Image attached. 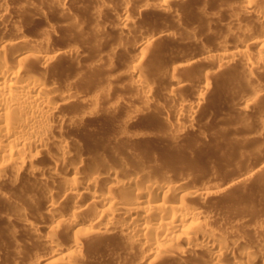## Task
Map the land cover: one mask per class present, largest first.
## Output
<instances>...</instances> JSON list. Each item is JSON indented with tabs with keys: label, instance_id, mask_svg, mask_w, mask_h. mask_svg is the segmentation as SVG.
<instances>
[{
	"label": "rangeland",
	"instance_id": "374dc122",
	"mask_svg": "<svg viewBox=\"0 0 264 264\" xmlns=\"http://www.w3.org/2000/svg\"><path fill=\"white\" fill-rule=\"evenodd\" d=\"M98 1L67 0L60 5L57 0H0V5L6 6L7 3L8 9L6 20L0 19V39H14L20 30L26 33L31 44L48 43L61 49L80 47L81 53L65 56V60L62 58L60 63L68 62L64 68L69 65L66 67L69 72L56 80L64 82L70 78V84L73 82L71 86L77 96L69 104L67 113L71 110L66 114L71 117L77 114L72 118L76 127L71 129L73 135L70 134L82 146V151L77 153L85 164L92 166L106 161L120 169L128 161L131 170L134 168L141 174L151 173L150 170L157 173L173 171L172 174L176 173L174 169L186 170L187 177L190 175L185 179L186 184L203 186L204 183L209 187H205L211 193L209 198L198 206L208 212L210 227L219 231L233 230L244 237L249 235L248 238L258 237L257 240L264 241V89L259 95L250 94L252 100H247V93H243L256 84L264 86V59L250 71H247L241 55L204 66L192 59L204 46L212 45L213 50L233 49L235 38L244 30L259 29L264 34V18L259 28L254 13H244L245 9L264 8V0H179L169 4V11L152 5V0ZM126 13L133 22L120 34L115 22L118 16ZM159 28L165 31L183 28L187 35L162 38L160 42L154 39L152 46L145 51L139 67L149 76L151 95L144 100L128 83L130 80L122 75L121 67L135 56L133 41H137L141 34H151ZM258 51L264 54V48L253 47L247 56H257ZM167 59L174 61L175 71L163 67L162 63ZM173 73L187 83L175 89L176 102L165 96L167 89L173 86L168 81ZM45 74L49 76L52 72L48 70ZM195 83L200 86L198 89ZM205 84L208 92L197 119L191 126L178 121L182 122L181 127L183 123L185 125L178 132L170 121H166V115L177 122L173 115L179 104L195 102L199 89ZM240 105L244 106L243 110ZM136 110L137 114L130 113ZM85 112L91 113L92 118H84L86 122L82 119L81 124L78 119L80 113ZM105 142L110 143L107 147L113 148L106 151ZM92 143L94 148L89 151L87 146ZM41 160L47 163L45 159ZM161 166L171 168L163 170L162 167L160 170ZM218 180L224 181H220V187ZM30 192L29 184L24 180L0 182V194L6 193L12 202L23 200L25 203L27 196L33 199ZM2 198L0 263L33 261L35 256L43 255L44 247L38 245L37 240L34 241L36 237L28 231L9 223L4 215V211L8 214L9 204ZM114 243L102 235L92 237L85 244V260H88L85 264H133L134 259H128L120 251L121 246ZM196 260V256L189 253L183 261L163 258L153 264H191Z\"/></svg>",
	"mask_w": 264,
	"mask_h": 264
},
{
	"label": "bare ground",
	"instance_id": "6f19581e",
	"mask_svg": "<svg viewBox=\"0 0 264 264\" xmlns=\"http://www.w3.org/2000/svg\"><path fill=\"white\" fill-rule=\"evenodd\" d=\"M57 1L63 5L67 0ZM152 1V5L165 11L171 2L179 0ZM1 5L0 19L4 20L8 11L7 3L6 6ZM244 11L250 14L253 12L259 28L262 27L263 7ZM122 15L115 22L120 34L124 33L125 26L133 22L127 13ZM256 30H244L233 39V49L226 48L225 44V48H221V45L220 50H213L212 45L200 46L198 54L191 58L195 63L205 65L211 64L210 62L221 63L241 55L245 59L247 71H250L264 59V54H259V51L257 56H247L253 47H258L259 50L264 48V34L259 29ZM15 34L14 39H0V182L24 180L29 184L33 199L27 196L25 203L23 200L12 202L6 193L1 194L9 204L8 214L4 211L5 218L12 225L14 223L17 227H22L20 230H26L36 237L33 238L34 241L37 240L38 245L45 250L43 255L38 253L33 261L24 264H85V244L96 235L109 238L114 244L121 246L123 251H120L128 259L133 258V264H153L163 258L183 261L189 253L197 258L191 264H264L263 240H257L258 237L248 238L249 235L244 237L243 234L232 232L233 230L219 231L209 226L208 212L198 206L211 194L205 188L208 185L204 186L202 183L203 187L201 184H186L185 179L190 176L187 177L186 170L174 169L175 174H172L173 171H162L165 175L161 171L153 173L150 170L151 173L143 171L141 174L136 173L134 168L132 171L128 161L120 169L112 164L113 168L106 161L92 166L86 161L85 164L77 153L82 151V146L77 144L76 138L71 137V129L76 127L72 118H76L77 114L73 117L67 115L71 110L67 113L69 104L77 96L71 86L73 82L70 84V78L64 82L56 80L69 72L66 70L69 65L64 68L68 62L60 63L62 58L81 53L80 47L61 49L59 46H49L48 43L31 44L23 31L17 30ZM182 35H187L183 28L175 31L159 28L151 34H141L137 41H133L135 56L132 54L131 60L124 63L121 70L122 75L130 80L128 83L137 90L138 97L147 100L151 95L149 76L139 67L145 51L152 46L154 39L160 42L162 38L174 39ZM174 64L169 59L162 63L163 67L171 70H174ZM48 70L52 72L49 76L48 73L45 74ZM173 74L167 79L173 86L167 89L165 96L176 102L178 99L175 97V89L178 90L186 82ZM197 84H194L196 89L200 87ZM262 88L264 86L256 84L243 93H247V100H252V97L249 98L250 94L255 96ZM199 90L201 91L195 102L184 101L175 109L173 117L177 122H173L170 115L165 117L178 132L183 129L184 123L191 126L197 119L208 88L205 84ZM244 106L240 109L243 110ZM130 113L138 112L136 110ZM80 116L77 119L81 124L82 119L85 121L84 118H92V114L88 112L82 115L80 113ZM178 121L184 122L182 127V122L180 124ZM106 144L107 151L110 143ZM94 145H88L87 149L93 150ZM112 148L111 146L110 149ZM41 159H45L47 163H43ZM168 167H163V170L171 168ZM223 180H218L217 183L220 184Z\"/></svg>",
	"mask_w": 264,
	"mask_h": 264
}]
</instances>
